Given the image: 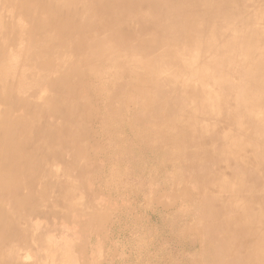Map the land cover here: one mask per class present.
I'll use <instances>...</instances> for the list:
<instances>
[{"label":"rangeland","instance_id":"rangeland-1","mask_svg":"<svg viewBox=\"0 0 264 264\" xmlns=\"http://www.w3.org/2000/svg\"><path fill=\"white\" fill-rule=\"evenodd\" d=\"M215 1L190 0L181 7L190 11ZM250 2L246 8L253 12L257 2ZM78 5L74 0H0V157L17 175L14 184L0 182V254L7 264H238L243 257L233 256V249L223 258L224 246L247 247L250 231L241 229L233 215L258 211L248 193V173L264 170V155L259 156L264 147L243 138L264 119V100L250 109L251 91L238 76L231 89H215L228 73L223 72L227 60L218 57L217 40L209 34L182 44L189 27L180 11L166 16L157 10L144 22H131V32L144 36L148 29L161 47L179 43L185 49L174 62L179 76L164 74L171 77L165 91L177 96L199 86L215 102L207 108L211 116L195 124V148L213 150L219 165L214 186L220 191L212 195L188 186L182 180L184 146L170 129L160 128L171 122L177 97L159 103L147 75H141L142 89L136 87L134 79L142 73L135 70L123 75L129 82L122 78L121 83H115L118 73L106 68L91 74L94 61L81 66L83 80L73 84L74 90L62 88L68 82L58 78L76 70L84 47L70 52L48 38H77L56 30L62 27L55 23L78 21V10H84ZM102 9L96 7L94 25ZM226 9L221 2L213 7L217 25L226 23L220 19ZM162 28L164 35L156 32ZM129 40L124 49L135 46L134 38ZM242 61V73L252 72L250 61ZM232 148L233 160L220 165ZM258 185L254 193L264 201V181Z\"/></svg>","mask_w":264,"mask_h":264},{"label":"bare ground","instance_id":"bare-ground-1","mask_svg":"<svg viewBox=\"0 0 264 264\" xmlns=\"http://www.w3.org/2000/svg\"><path fill=\"white\" fill-rule=\"evenodd\" d=\"M187 1L190 0H74L77 6H79L78 4L84 6V10H82L81 7L78 10L77 14L79 20L75 22L69 20H65L64 22L57 21L55 26L60 22L62 28H56V30L63 31L65 34L68 33L69 35L73 33L78 34L77 38L69 42L66 40L67 38L63 39L57 36V38L50 36L48 42L51 45L68 46L70 52L76 48L78 50L84 47L83 51L80 53L81 58L78 66H76V70H74L72 74L70 73L67 79L65 74L60 77L58 76V80L65 79L68 82V85L62 86L66 91L74 90L73 84L78 80H83V69L81 66L83 65L86 68L87 65H92L90 63L94 61L96 65L89 67L88 70L91 74H95V69L98 67L106 68L113 72V74L118 73L114 76L115 83H121L119 80L123 78V75L135 70L138 73H142L137 75L134 79L136 87L142 89L145 85V81L141 75H147L153 82L154 94L159 103L168 99L167 97L169 96L173 98L177 97V106H175L171 122L168 126L161 124L160 128L162 131L170 129V134L175 141L179 140L184 146V154L181 161L183 166L182 180L190 182L188 186L191 184L190 186H195L198 191H205L212 195H217L220 188L219 186H214V181L218 178V173H214V167L219 165L214 162L216 161L215 155L213 154L214 152L210 146L204 147V150L202 147L195 148L197 145L195 142V124H199L202 120L204 121L207 117L211 116L212 110L209 112L210 109L207 108L212 106L215 102L210 100L211 94L205 88L199 86H193L187 91L183 90V92L177 96L171 94L170 90L165 91L164 84L168 85L167 81L171 80V77L168 79L165 77L168 75L164 74L173 76L171 74H173L174 71V75L179 76L174 67V62L178 56L185 54V52L182 53L185 49H182V47L179 48V45H181L179 43L165 49L160 46L158 38L149 35L148 29L143 32L144 36L142 34L137 35L135 31L131 32L134 26L131 22L134 20L136 21L137 18H139L140 22H144L148 15L152 14V16H155L157 10L166 16L180 11V15H182L183 19H186V28L189 27L185 36H183L182 44L196 43L199 40V35L202 36L204 33L209 34L210 36H214L217 40L219 47V51H217L219 53L218 57L220 56L227 60L223 66L224 69L227 68L223 72L228 73H223V76H221L218 83H216L215 89L220 90L222 88L223 91L231 89V86L234 84L233 79L238 76V83L246 85L251 91L249 95V108L253 109L264 100V0H256L257 7L253 12H249L248 8H246L251 4L250 0H218L210 3V5L198 4L195 8H191L190 11L182 10V3ZM216 2H221L223 7L227 8L226 11L220 15L221 21H226L223 25H217L214 19L218 14V12L216 13V11L213 10V7L216 6ZM99 6H103L102 16L100 17L99 24L94 25V20H92V17H94L93 13L96 11V7ZM144 9L146 11H144ZM212 13H216V15ZM56 17H58V15H56ZM80 17L83 18L84 21H80ZM65 28L71 29V31L74 30L75 32H71ZM156 32H160L163 35L165 34L163 28L158 31L156 30ZM132 37L135 40V46L130 48V50L124 49L129 48L127 44ZM91 39L96 40H93L94 43L91 42L89 47L87 44ZM232 46H236V49L231 50ZM238 47L240 49L236 51ZM153 51H155V53H153ZM217 52H215V55ZM125 53L127 54L126 58L122 61L121 57L124 56ZM237 55L240 58L237 57ZM243 58H246V62L250 61L252 72L249 74L242 73V65L245 63V61H242ZM126 66H128V69L124 72ZM119 71H123L124 74L122 73L121 75ZM122 80L123 82H129V79L126 77ZM146 88L147 90L152 89L148 86ZM56 102L58 103L57 100ZM204 105L207 106L204 107ZM7 120H5V123ZM15 120L17 119L15 118ZM251 131L249 137H244L243 140H248V144L256 140L261 143L260 146L264 147V119L256 120L253 123ZM239 139L240 137L237 138L236 141ZM225 153L226 156L224 155V157L226 160L219 162L222 166L233 160L234 148ZM21 154L23 155V153ZM262 155H264L263 151L259 156L261 157ZM197 166L198 169H195ZM200 167H203V170H201ZM0 168L5 169V171L0 170V182L2 184H14L17 175L13 173L14 167L12 163L5 161L1 156ZM248 178L250 185V192L248 191V193H252V207L254 209L257 207L258 211L235 212L231 206L229 207L230 209H228L229 215L234 212L235 214L233 216L237 215V219L242 223L240 228L245 231H250L247 234L245 242L247 247L243 249L240 246L234 245L224 246L226 251L225 254H223V258H230L229 255L232 254V250L234 249L235 253L233 256L236 258L239 256L243 257L238 264H264V201H261V198L254 193L257 190L256 188H259L258 184H262L264 181V170L258 168V171L248 173ZM224 204L229 203L225 202ZM216 210L218 212L220 211L219 206L214 209V211ZM2 246L3 243L0 244V250ZM0 263H8L4 254H0Z\"/></svg>","mask_w":264,"mask_h":264}]
</instances>
